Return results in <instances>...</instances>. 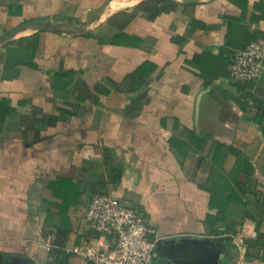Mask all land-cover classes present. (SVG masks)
Here are the masks:
<instances>
[{"label": "crops", "instance_id": "obj_1", "mask_svg": "<svg viewBox=\"0 0 264 264\" xmlns=\"http://www.w3.org/2000/svg\"><path fill=\"white\" fill-rule=\"evenodd\" d=\"M258 37L264 0H0V264H92L94 193L152 264H264V71L228 69Z\"/></svg>", "mask_w": 264, "mask_h": 264}, {"label": "built area", "instance_id": "obj_2", "mask_svg": "<svg viewBox=\"0 0 264 264\" xmlns=\"http://www.w3.org/2000/svg\"><path fill=\"white\" fill-rule=\"evenodd\" d=\"M228 69L236 82L257 81L264 71V37L233 48ZM84 217L97 230L109 234L112 243L100 247L82 241L74 249L78 256L92 264H152L155 240L133 207L117 197L94 193L87 202Z\"/></svg>", "mask_w": 264, "mask_h": 264}, {"label": "water", "instance_id": "obj_3", "mask_svg": "<svg viewBox=\"0 0 264 264\" xmlns=\"http://www.w3.org/2000/svg\"><path fill=\"white\" fill-rule=\"evenodd\" d=\"M191 239L193 241H197L198 243H202V244H206V243H213V239L210 237H206V236H181L177 239V243H180L183 240H188ZM157 244L159 242H156Z\"/></svg>", "mask_w": 264, "mask_h": 264}, {"label": "trees", "instance_id": "obj_4", "mask_svg": "<svg viewBox=\"0 0 264 264\" xmlns=\"http://www.w3.org/2000/svg\"><path fill=\"white\" fill-rule=\"evenodd\" d=\"M259 237L264 239V231L259 233Z\"/></svg>", "mask_w": 264, "mask_h": 264}]
</instances>
